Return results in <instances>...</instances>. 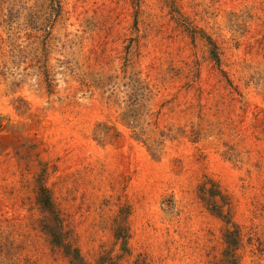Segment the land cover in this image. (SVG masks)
I'll list each match as a JSON object with an SVG mask.
<instances>
[{"label": "rangeland", "instance_id": "1", "mask_svg": "<svg viewBox=\"0 0 264 264\" xmlns=\"http://www.w3.org/2000/svg\"><path fill=\"white\" fill-rule=\"evenodd\" d=\"M75 249L264 264V0H0V264Z\"/></svg>", "mask_w": 264, "mask_h": 264}, {"label": "trees", "instance_id": "2", "mask_svg": "<svg viewBox=\"0 0 264 264\" xmlns=\"http://www.w3.org/2000/svg\"><path fill=\"white\" fill-rule=\"evenodd\" d=\"M41 198H42V202L44 205H46V206H50V204L52 205L51 196L49 195V193L46 190H44L42 192ZM61 235L62 234H60L59 236L61 237ZM60 237L57 238L56 242L60 243V244H64L66 249L71 248V245L69 243L65 244L63 242L64 240ZM69 255L72 257V262L74 264H87L84 262V259H83L82 255L78 249L73 250V252H69Z\"/></svg>", "mask_w": 264, "mask_h": 264}]
</instances>
